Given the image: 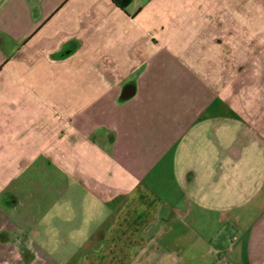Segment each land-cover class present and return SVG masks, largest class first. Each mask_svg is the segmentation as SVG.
I'll use <instances>...</instances> for the list:
<instances>
[{
	"label": "crops",
	"instance_id": "0c3cea01",
	"mask_svg": "<svg viewBox=\"0 0 264 264\" xmlns=\"http://www.w3.org/2000/svg\"><path fill=\"white\" fill-rule=\"evenodd\" d=\"M31 61L73 63L94 96L71 103L81 87H68L51 133L41 116L0 109V264H61L32 240L33 223L38 239L48 216L65 219L56 203L87 195L105 216L91 232L98 254L77 264H160L155 246L185 220L216 217L201 259L264 264V0H133L126 11L109 0H0V104L15 66ZM49 155L65 187L48 216L31 198L28 227L26 184L14 181ZM225 234L232 259L219 255Z\"/></svg>",
	"mask_w": 264,
	"mask_h": 264
},
{
	"label": "rangeland",
	"instance_id": "374dc122",
	"mask_svg": "<svg viewBox=\"0 0 264 264\" xmlns=\"http://www.w3.org/2000/svg\"><path fill=\"white\" fill-rule=\"evenodd\" d=\"M256 14L253 13V15ZM31 63H34L36 66H27L21 63L15 66L16 71L11 75V83H13V85H10L11 87L1 86L3 90L7 89V91L5 94V103L3 102L0 104V109L2 107H12L16 110L13 115H17L19 119L20 117L27 116L28 121H31L30 117H34L32 120L35 121V119L38 120V117L41 116L44 118L45 122L44 129L50 130L51 126H47L46 124L48 120L49 123L51 121L53 103L57 101V99L67 101L66 98L69 95L68 87H81L77 90V97L74 101L72 99L70 100L72 101L71 103L77 104V102L80 101L79 105H83L94 96V91L89 95L90 93L84 91V87L78 83L79 78L71 76L74 70L72 67L74 66L73 63L60 64L59 66H51L49 61H40L37 63L31 61ZM52 69H54V71H52ZM63 85L66 87H63ZM4 115L6 116L7 114L3 111L0 116L4 117ZM49 133H51V130ZM48 159L50 162V155L44 156V161H38L40 165L45 164L44 170L39 171V169L36 170L35 168L29 167L22 177L14 181L13 188H16L15 186H17L19 182L26 184V187L19 191L18 196L24 203L20 211L27 213L29 216L26 223L28 227L33 223L30 215L34 206V201H32L31 198L34 197L35 200H39V198L43 199V202L40 203L38 214L43 216L47 214L48 216L51 213V206L56 200V197L63 193L65 187L64 179L59 176L56 178L57 186L55 187L54 176L56 177L57 175L52 171L51 167L47 166L46 160ZM14 175L15 174H13V176ZM94 201L95 200L87 195L82 198L67 196V199L62 204L55 202L56 205L54 207L56 208H54V211L57 212L58 209L62 211L61 216L66 220H59V226H54L50 218L51 216H48L39 226L41 236H38V239L36 238L35 224L33 223V229L31 231L32 236L30 237L34 241L37 240L36 242L40 243V245L59 260L61 264H68V259L70 257V264H77V262L83 260L87 254L97 255L98 253L95 251H88L94 248L92 244V238L94 237L91 236V232L97 231V224L95 223H102L103 220L101 218L105 216V213L102 212L103 208L100 203L96 202L94 204ZM62 205L63 207L66 206L67 209H62ZM94 207L97 209L94 210ZM79 209H81L80 214L77 213ZM100 211L102 215L99 214ZM77 217L81 219L77 220ZM200 222L204 223L202 221ZM185 223L187 227L181 228L182 232H185V236H177L176 233L181 232V230H177L176 233H173V235L160 247L155 246V251L151 254L154 257L153 259L162 261H159L160 264H212V256L205 259H201L200 257L203 254L202 250L206 249L205 243L208 240L212 241L214 237L212 233L216 230L218 231L222 227L220 221L218 222L216 217L211 221H206L202 226L193 219H187ZM37 232L39 234V231ZM226 235L227 234L222 236L223 239H220L223 243L226 240ZM228 243L229 242H227V244ZM225 244L226 242L220 246L222 251H220L221 253H219V255L232 259V254L227 252V247L224 246Z\"/></svg>",
	"mask_w": 264,
	"mask_h": 264
},
{
	"label": "trees",
	"instance_id": "16d2710c",
	"mask_svg": "<svg viewBox=\"0 0 264 264\" xmlns=\"http://www.w3.org/2000/svg\"><path fill=\"white\" fill-rule=\"evenodd\" d=\"M109 1L121 11H126L127 8L133 3V0H109Z\"/></svg>",
	"mask_w": 264,
	"mask_h": 264
},
{
	"label": "water",
	"instance_id": "95a60500",
	"mask_svg": "<svg viewBox=\"0 0 264 264\" xmlns=\"http://www.w3.org/2000/svg\"><path fill=\"white\" fill-rule=\"evenodd\" d=\"M123 94H124V97H132V96H134L135 93L131 87H127L124 90Z\"/></svg>",
	"mask_w": 264,
	"mask_h": 264
}]
</instances>
